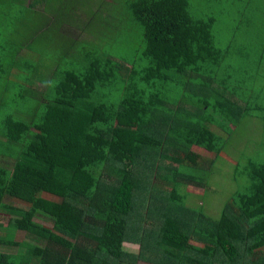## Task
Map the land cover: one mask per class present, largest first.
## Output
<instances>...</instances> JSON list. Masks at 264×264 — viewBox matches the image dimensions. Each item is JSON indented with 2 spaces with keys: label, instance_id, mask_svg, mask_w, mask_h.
<instances>
[{
  "label": "trees",
  "instance_id": "16d2710c",
  "mask_svg": "<svg viewBox=\"0 0 264 264\" xmlns=\"http://www.w3.org/2000/svg\"><path fill=\"white\" fill-rule=\"evenodd\" d=\"M28 1L0 0V94L15 83L21 95L0 118V213L8 215L0 220V264H264V163H248L246 186L218 220L187 208L182 195L184 182L206 184L225 146L218 131L264 111V103L249 102L264 95V53L240 49L244 63L257 57L258 70L233 87L239 93L226 87L231 70L222 85L202 78L238 58L236 40L264 19L254 16L256 0H212L239 18L223 46L215 41L216 18H193L190 0H113L111 12L124 10L128 30L141 31L130 64L128 55L78 54L77 45L93 43L64 37L65 27L94 26L89 0L78 6L85 21L75 10ZM60 48L71 60L61 63L54 52L47 77L31 75L36 65L23 69L28 52ZM37 80L43 98L30 102L27 87ZM35 102L41 113L33 118L18 110ZM258 119L263 128L264 115ZM254 140L259 149L250 155L264 157L263 140ZM38 215L51 227L37 223ZM16 231L36 245L16 240ZM125 243L138 245V254Z\"/></svg>",
  "mask_w": 264,
  "mask_h": 264
},
{
  "label": "rangeland",
  "instance_id": "374dc122",
  "mask_svg": "<svg viewBox=\"0 0 264 264\" xmlns=\"http://www.w3.org/2000/svg\"><path fill=\"white\" fill-rule=\"evenodd\" d=\"M89 1L96 6L94 11L97 14L96 17H93V22L91 20L92 18H89L87 20L90 23L92 22L94 26L88 28L87 32L80 29L82 28V24L80 28L76 30L70 27H65L63 30L64 37L67 39H71L72 41H76V43H93H81L77 45L75 49L76 53L78 54H82V51L86 53L92 51L94 53L106 54L109 56L117 57L119 59H121L123 56L126 58V55H128V60L125 62L130 64L132 59V53H130L131 44L135 43L134 48H137L139 46V43L137 42H139L142 38L141 31L136 27H132L130 30H128L130 20L128 18V14L124 12V10H120L119 12L116 11L117 13L111 12L113 0ZM124 2L126 3V0H123L122 4ZM44 3L47 4V7L51 10L61 8L65 13L73 12L75 10L74 12L76 13V15L83 18L82 21H85L87 19L84 16L87 15V12L78 8V6L81 4V0H44ZM97 7H100V11H98ZM230 7L232 6H230L228 3L217 4L212 0H190V10H188V12H190L191 16L196 19L215 17L216 22L213 27L215 41H218L219 39L225 40L226 43H223V46L225 44H228L231 37L234 36L233 30L235 27H237V23L239 22V18L236 16L235 10ZM252 9L256 13L254 15L255 17H264V0H256L254 5L252 6ZM114 23L120 29L115 34L112 33V30L116 29L113 28ZM96 37H98V39H96ZM236 41L237 43L235 44V46H237L238 48V58L224 62L223 67L220 71H218V66H216L215 69H212V77L214 79L210 77L206 72L205 75L202 76L203 80H216V82L218 81L220 85H222V79L225 78V76H229L231 70L230 78H228L230 83H228V85L226 86L229 88L228 90H232L234 86H239L240 84L245 83V81L248 84L246 77L249 79V77L254 76L255 71L258 70L257 57L254 55L251 58L254 59L252 63L251 61L248 63H244L243 60H241L239 52L240 49H243L244 47H251L252 49L246 51V53L251 55L264 53L263 51L256 50L259 49L261 45H264V19L257 22L256 28H253L252 36L247 39L239 36ZM128 42L131 43L128 44ZM63 47L65 46H62V48ZM40 50L42 51H38V54L35 56H33V54H36V52H28L25 63L23 62V60H21L23 69L27 70L26 67L34 66L37 64H41L42 69H44L46 65H48V69H54V61L58 59L56 55L54 56V52L56 51L62 53V55L58 56L61 59V63L69 62L71 60L70 57H64V49L61 48L55 51L52 49ZM243 53H245V51ZM137 63L140 62L138 61ZM3 86L4 85L2 84L0 87ZM8 88L9 89L7 90V94H0V102L2 101L3 104L9 103V106L7 105L9 109L7 110V107H3V104L1 105L0 103V118L3 117L8 111H15L17 109V104L12 100L21 97L19 85L11 83L8 85ZM232 91H235V89H233ZM236 93L239 92L237 91ZM119 97L120 95L117 96V99ZM242 97H245V94L242 95ZM242 100H244V98H242ZM29 101L33 102L32 100ZM249 102L263 104L264 95H259V97L258 95H256V99L249 100ZM35 103V105H29L30 103L26 104L24 105V109L18 110H24V112H27V114L30 115L29 117L33 118L31 116L32 113H41V109L37 108L38 103ZM263 115L264 111L257 109L253 112L252 116L254 118H244L237 128H235L234 126L231 127L232 131L230 129V132H226L223 130L218 131V137L221 138V143H223L225 146L223 152L220 155V158L218 159V162L215 163V166L211 171V175L207 178L206 184L204 182L195 184L186 182L183 183V185L185 186H183L184 189L182 191V195L186 197L185 205L187 208H192L197 212H202L205 216L214 220H218L220 218L222 210L224 209L226 203L232 198L234 194H236L246 186V168L248 163H264V157H260V155L259 157H252V155H250L249 147L247 146L248 141L254 139H256L257 141L263 140L264 143V127L260 128L256 123L258 122L256 119L262 117ZM220 119L223 120V117L220 116ZM262 131L263 133H261ZM12 150H14V148H12L9 153L12 152ZM2 165L10 168L12 162L4 161L2 162ZM44 197L50 201H54V198L50 196ZM10 204L19 205L12 202H10ZM0 214V220L5 223L8 215L5 214V212H2ZM35 221L47 227H51V222L43 216L38 215ZM3 233L1 234V236L5 235L7 231ZM12 235H14V233H12ZM14 238L16 240L34 243L31 238L23 232L16 231ZM34 245H36V243H34ZM124 247L125 251L130 253L131 255L138 254V245L135 246L130 245V243H125ZM10 251L15 252V250ZM136 264L145 263L137 262Z\"/></svg>",
  "mask_w": 264,
  "mask_h": 264
},
{
  "label": "crops",
  "instance_id": "0c3cea01",
  "mask_svg": "<svg viewBox=\"0 0 264 264\" xmlns=\"http://www.w3.org/2000/svg\"><path fill=\"white\" fill-rule=\"evenodd\" d=\"M30 2V0L28 1ZM38 67V69H34V71L31 73V75H33L36 71L39 72V75L40 76H44V77H47L49 72L47 73L45 71V67L44 69H42L41 67V64H37L36 65ZM38 74H35V77H37ZM254 89V83H253V86H252V91ZM28 96V98L30 100H34V99H42L43 98V94H44V81H35V84L34 85H30L28 84V87H27V93H26ZM252 94V93H251ZM258 122L257 125L260 127V120L259 119H256ZM247 146L249 147V151L250 152H253L254 150H258L259 149V145L257 144V142H255V140H249L248 143H247Z\"/></svg>",
  "mask_w": 264,
  "mask_h": 264
}]
</instances>
